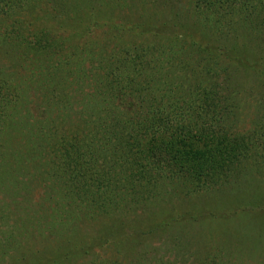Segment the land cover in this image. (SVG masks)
Listing matches in <instances>:
<instances>
[{"label": "rangeland", "instance_id": "1", "mask_svg": "<svg viewBox=\"0 0 264 264\" xmlns=\"http://www.w3.org/2000/svg\"><path fill=\"white\" fill-rule=\"evenodd\" d=\"M231 1L6 0L8 10L0 1V77L7 78L0 96V168L6 180L0 186V264H264V169L211 178L208 188H197L169 167L159 165L155 173L140 163L135 173L126 172L123 184L118 167L103 160L99 168L86 161L73 172V149L63 161L72 174L52 173L34 140L35 127L53 130L57 116L51 111L60 110L69 126L100 124L91 95L99 80L86 83L56 67L61 56L72 68L80 64V52L88 54L84 45L97 53L102 48L104 58L112 48L126 50L124 67L130 54L141 53L176 77V87L168 90L171 78L157 77L155 65L152 78L129 88L132 97L123 100L128 110L147 105L151 95L163 100L161 115L186 119V84L197 81L198 94L204 90L209 100L224 103L222 116H214L220 135L231 139L252 130V121L264 115L260 16L246 9L247 0H235L232 8ZM231 9L243 15L233 16ZM174 97L180 104L172 110ZM204 107L208 122L214 105L207 101ZM100 112L104 117V104ZM126 128L133 132L129 143L136 137L147 144L141 130Z\"/></svg>", "mask_w": 264, "mask_h": 264}, {"label": "trees", "instance_id": "2", "mask_svg": "<svg viewBox=\"0 0 264 264\" xmlns=\"http://www.w3.org/2000/svg\"><path fill=\"white\" fill-rule=\"evenodd\" d=\"M2 1L3 4L1 3V6L2 8L6 7V10V0ZM232 3H235V0L231 1V8ZM247 3V6L245 5L246 9H249L248 11L254 10L260 16L258 20L261 27L259 35H263L261 39L264 42V0H247ZM8 4H13V0H8ZM231 12L233 16L237 14L243 15V12L234 11L233 9H231ZM115 42L120 46L123 45V43L116 40ZM92 49H94L92 45H84L82 51H88V54L85 55L87 58L80 52V64L75 65L74 68L70 67V61L68 62L63 56L57 62L56 67H63L60 68L63 70V74H69V71L72 70L77 79H84L87 81L86 83L92 79L99 80L95 83L97 90L91 95L94 103L92 110L97 108L95 114L100 124L98 126L92 125L90 129L86 128V130L82 129L79 123L69 126L70 123L60 119L63 116L60 114L61 111L58 110L51 111V116H57L58 119L54 121L53 130L41 125L35 127V143H40L39 148L45 153L44 164L50 166L52 173L58 170L59 172H64L67 176L72 174L70 170L67 172L63 166V161L66 162V160L68 161L71 158L70 149H73L76 155L73 164L75 168H72L73 172L78 171L86 161L91 163V169L99 168L97 167L99 166L98 161L103 160L104 165L112 164V166L118 167V171L121 174L119 172L117 176L118 179L120 176L119 180L123 184L128 178L126 172L135 173V167L140 166V163H145L150 168L152 167L151 169L154 172L159 165L165 166L167 169L169 167L173 174L179 175L197 188H208L211 178H227L231 174L233 179V177L240 174L249 175L247 173L249 168L251 170L255 168L256 173L264 169V115L252 121L253 124H256L252 130L243 134H231V139H227L225 133L220 135L219 131L223 132V130L218 126L219 119L214 117L217 114L222 116L221 110H226V108L222 107L224 103L221 102L222 100L219 97L215 99L210 97L209 100L204 90L201 94H198L200 83L197 81L192 83V85H189L190 83L186 84L187 87H190L187 91H184L186 95H183L184 99L182 100L187 102L183 101L182 105L187 106V110L191 112L190 115L186 110L182 111L186 119L178 115V113L169 117L161 115L160 109L163 107L161 105L163 100L151 97V95L147 98V105L138 108L139 110L137 106L132 108L134 109L133 111L128 110L124 107L126 104H123V100L127 102V99L132 97V92L129 88H132L135 81L142 82L147 80V78H152V73L153 71L155 72V65H157V77L160 76L163 80H167L171 76L168 72H164V68L160 66L161 64L158 61L157 63L153 62L154 60L145 58L141 53H137L136 57L130 54L128 56L129 65L124 67L127 60L126 55H128L126 50L120 54L121 51L119 52L117 47L112 48L109 55L104 58L102 57V54H104L102 48H99L98 53ZM29 55L36 59L39 54L35 53L33 55L31 53ZM235 61L240 62L238 60ZM247 66L244 65V68H247ZM87 67L89 70L86 69ZM58 70L56 69V71ZM248 70L256 71V68ZM95 71H101L103 76L95 74ZM6 79L4 75L0 77V96L7 83ZM103 80H106V82L103 83ZM163 80L162 82L164 83ZM170 82L172 84L164 83L168 90L175 86L176 77L171 78ZM159 83L165 87L164 84ZM101 85L104 86L100 88ZM177 88H180V86ZM136 92L139 91L136 90ZM173 94L175 96V93ZM170 98L172 99V96ZM207 101L214 105V110L210 116L212 120L208 122L205 119L209 115H206L207 108L205 109L204 107ZM141 103H143L142 100ZM170 103L174 104L171 107L173 110L176 104H180V101L174 97ZM103 104L105 105L104 117L101 116L100 112ZM34 109H32V112L36 115ZM62 109L68 108L64 106ZM115 109H117L116 114L114 113ZM178 110L181 111L182 109L178 108ZM137 111L138 113H136ZM129 114L131 115L130 117ZM37 115H39V110H37ZM108 118L112 119L109 124H107ZM121 118H123V121ZM112 123L114 128L111 126ZM11 124L12 122L9 123V125ZM207 124L209 125L207 126ZM127 126L134 127L132 130H141L143 134L139 135V137H145L147 144L145 143L146 145L142 146L140 138L137 139L136 137L129 139L132 142L129 143L128 138L133 132L130 131L131 129L126 128ZM153 130L155 131L150 132ZM14 133L16 138H21V133ZM124 133L126 137L121 139ZM3 136L4 134L1 133L0 141ZM3 147L4 145L2 144L0 146L2 151L0 155H3V151H5ZM53 150L54 152H52ZM3 156L0 157L3 158ZM118 162H121V164ZM116 168L114 169L116 170ZM3 173L5 171L0 168V186L2 187L6 182ZM83 173V181H86L88 172L83 171ZM101 178V184L106 186L105 176L103 175ZM1 232L2 234L8 233L6 230ZM72 255L74 254L72 253Z\"/></svg>", "mask_w": 264, "mask_h": 264}]
</instances>
